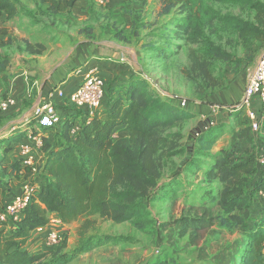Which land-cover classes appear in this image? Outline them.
<instances>
[{"label":"trees","instance_id":"16d2710c","mask_svg":"<svg viewBox=\"0 0 264 264\" xmlns=\"http://www.w3.org/2000/svg\"><path fill=\"white\" fill-rule=\"evenodd\" d=\"M28 1L56 15L72 8L77 0ZM212 2L237 4L264 14L261 0H162L160 14L179 10L181 16L169 22L174 38L184 44L202 42V55L195 53L193 56L194 69L206 81H213L210 87H218L223 81L213 77V69L209 67L211 61H228L233 57L206 38V28L218 20L248 45L264 41V22L222 14L210 4ZM25 14L31 15L32 11L21 0H0V48L9 44L4 39L10 35L5 23L19 20ZM35 45L27 42L26 51L41 53L46 49L44 43ZM163 50L162 46L158 48L159 52ZM11 64L12 57L0 52V75ZM117 81L114 85L119 88L118 94L113 95L112 88L108 87L107 95L105 80L102 105L106 102L108 106L101 105L92 116L73 106L85 116L76 132H72L75 125L72 120L52 128L39 126L43 133L42 144L37 147L38 156L42 158L40 167L35 172L25 167L41 184L21 218L10 222L8 231H0V264H69L94 246L122 239L110 235L86 237V230L96 222L91 216L114 223L130 222L136 229L148 231L154 223L151 203L178 197V174L170 178L166 169L181 155L184 157L183 171L190 174L203 171L206 179L217 185L210 196L219 208L223 224L220 226L229 225L242 236L240 247H231L215 263L264 264V197L260 193L264 189V167L257 145L255 148L246 142V146L231 144L213 153L223 129L215 127L214 122L197 135L191 155L186 145L185 126L199 112L162 96L140 74H126ZM54 129L56 133L50 137L48 133ZM120 129L123 132H118ZM32 134L36 136L39 132L34 128ZM27 137L28 131L21 130L0 140V197L11 190L13 176L23 168L21 164L24 166L22 156L20 162L6 161V155L18 143H27ZM262 150L264 152V145ZM209 198L206 196L205 200ZM52 215L65 224L88 217L80 229L79 245L70 252L64 251L67 246L65 230L57 250H28L25 246L33 232L48 225ZM208 222L205 217L188 215L178 220L184 230H200ZM153 264L177 263L160 259Z\"/></svg>","mask_w":264,"mask_h":264},{"label":"rangeland","instance_id":"374dc122","mask_svg":"<svg viewBox=\"0 0 264 264\" xmlns=\"http://www.w3.org/2000/svg\"><path fill=\"white\" fill-rule=\"evenodd\" d=\"M78 1L72 8L52 15L35 2L21 0L32 14L5 23L10 35L4 39L9 44L0 48V52L10 55L12 64L0 76V99L13 96L12 90H19L22 96L16 99L17 105L0 113V140L18 128L24 130L30 126L26 141L41 146L43 133L38 130L37 121L26 120L32 117L30 110L35 107V100L43 91L48 92L47 85L55 86L59 79L75 70L71 63L76 57L75 50L69 53V49L80 41L84 44L95 41L104 47V60L124 68L123 72L116 71L110 76L108 87L112 88L113 95L119 92L114 84L121 73L122 77L136 73L145 77L150 87L162 96L180 105L186 100L185 107L204 112L185 126L186 145L191 155L197 144V135L209 129L211 122L216 123L215 127L223 128L213 153L227 149L231 144L246 146L242 139L249 134L252 138L261 136L259 131L251 128L247 113L239 105L249 76L264 53V41L246 45L237 34L215 20L212 27L206 28L205 36L232 54L233 59L211 61L209 67L213 69V77L222 80L223 84L210 87L213 81H206L193 66L194 54L202 55V42L184 44L174 38L172 27H169L171 18L181 16L178 9L161 15L162 0H85L84 6ZM210 4L222 14L264 22V14L247 7L230 3ZM27 42L34 46L38 42L44 43L46 49L41 53H30L26 51ZM161 46L164 50L159 52ZM25 122L26 125L22 126ZM34 128L40 132L36 135L37 140L31 131ZM56 130L48 135L54 136ZM183 158V155L175 157L166 169L170 178L178 174V197L151 203L154 223L148 231H140L130 222L114 223L91 216L96 222L86 230V237L110 235L122 239L94 246L69 264H153L160 259L177 264H216L217 255L224 257V252L231 247H240L241 234L229 225L220 226L219 208L212 203L210 196L217 185L209 182L203 171L192 174L183 171ZM11 160L21 162L19 145L6 155V161ZM21 166L24 173L30 174L25 166ZM206 196L210 198L205 200ZM186 215L205 217L209 224L200 230H184L178 220ZM87 218L84 216L70 224L64 251L70 252L79 245L80 229ZM54 228L63 235L62 243L64 231ZM61 243L51 249L57 250Z\"/></svg>","mask_w":264,"mask_h":264},{"label":"built area","instance_id":"2783aa9c","mask_svg":"<svg viewBox=\"0 0 264 264\" xmlns=\"http://www.w3.org/2000/svg\"><path fill=\"white\" fill-rule=\"evenodd\" d=\"M105 2L107 0H98ZM123 60V59H122ZM106 82L103 76L95 67L89 68L84 73L83 81L69 94L71 104L79 109H84L88 116H92L99 109L105 98ZM51 93H57L58 96L64 97L63 89L52 90ZM187 101L182 102L185 107ZM17 105L14 97H7L0 100V113L7 111L11 107ZM247 113L251 128L254 131L261 130V118L264 117V53L260 57L255 68L251 72L246 84L243 97L239 105ZM34 118L40 127L52 128L64 123V118L58 107L52 102L47 101L34 107ZM213 125L214 122H211ZM74 132L77 129L72 130ZM34 136V140H37ZM24 166H29L33 171H38L41 161L38 158L37 146L32 142L23 143L20 148ZM260 161L264 167V156L260 157ZM38 191V187L34 183H27L23 186L21 193L16 195L3 210L0 211V226L17 221L21 218L23 211L30 204L33 196ZM264 197V189L261 190ZM62 235L58 230L52 229L46 237L47 248H55L61 242Z\"/></svg>","mask_w":264,"mask_h":264},{"label":"crops","instance_id":"0c3cea01","mask_svg":"<svg viewBox=\"0 0 264 264\" xmlns=\"http://www.w3.org/2000/svg\"><path fill=\"white\" fill-rule=\"evenodd\" d=\"M80 1H82V2H80ZM78 2L83 3L82 6L86 5L85 0H79ZM2 17H4V16H2ZM80 42L77 43L73 48L69 49V53L71 52V50H75L76 57L71 62L72 66L75 67V70L72 72H69L68 75L64 79H62V78L59 79L55 86H53V85L48 86L47 85L48 92H46V94H45L44 93L45 91H43L42 96H39L35 100V102L33 103V106H36L38 104H42V103H45L47 101H52L58 107V110L61 112V115L64 118V122H66L67 120L74 121L75 125L72 128L73 130L79 129V127L81 126V123L85 119V116L82 113L75 111V109L73 108V105L69 101L68 97H69V94L73 90H75L77 88V86L83 81L84 73L86 72V70H88L89 68H92V67L97 68L99 73L103 76V78H105V80L108 84V82L110 81V76L112 77L114 75L113 73H115L116 71L118 73H120L124 69L119 64L117 65V64L111 63L107 60H104V47L100 46L95 41L94 42L90 41V42L85 43V44L82 41H80ZM95 58H97V59L95 60ZM122 75L123 74L121 73V76H119V78L120 77L122 78ZM52 82L54 83L55 81H52ZM56 89H63L65 91V96L60 97V96H58L57 93H51V92H53L52 90H56ZM11 93L13 96H9V97H15L16 99H19L22 96V94H21V92H19V90H15V91L12 90ZM106 93L108 95V85H107ZM22 99H21V101H22ZM102 106L107 107L108 103L105 102ZM189 109L192 111H195V112L204 113L201 110H194L191 108H189ZM33 110H34V107L30 110V111H32V117L30 118L31 120L27 119L26 122L27 121L32 122V120L37 121L34 118ZM80 114H82L83 118H81ZM219 116H220V114H219ZM204 117H207V116L204 115ZM26 122H25V124H22V126L26 125ZM22 126L18 125V127H22ZM25 129L28 131V134H29L30 126H28ZM38 130L40 131L39 127H38ZM19 131H21V129L18 128V130L13 131L12 134H15ZM118 132H123V130L120 129ZM259 133L261 134V136L258 138H252L249 134V137L244 136L242 141H243V143L246 142L247 144H250V146L251 145H257L258 156L262 157V155H263L262 149H263V145H264V117L261 118V130L259 131ZM12 134L9 133V135H12ZM9 135H5V136H9ZM22 142L17 144V145H19L20 157H21L20 148H21ZM259 149H261L260 152H259ZM218 151H219V149H218ZM37 153L39 154L38 150H37ZM38 158L40 159V161L42 160V158L40 156H38ZM27 183H34L39 189L41 181L36 177L35 174H26V173H24L23 168H21V170H19V172L16 173L12 178L11 190L9 192H7L6 194L1 195V197H0V211L3 210V208L6 206V204H8L16 195L21 193L23 186ZM9 223L10 222L1 225L0 231L1 230L8 231L9 226H10ZM54 227H58L59 230L62 229L63 231L66 230V232H68V231L70 232V228L68 229V227H70V224H65L56 215H52V219H51L50 223L44 227H40V228L36 229L32 234V238L28 241V243L26 244L25 247L32 252H41L43 250H46V248H47L46 241H45L46 237H47L50 230L55 229ZM226 255H229V254H226ZM217 256H219V257H216V260L222 259L221 257H223L220 254Z\"/></svg>","mask_w":264,"mask_h":264}]
</instances>
